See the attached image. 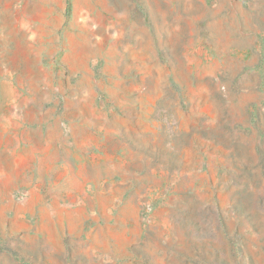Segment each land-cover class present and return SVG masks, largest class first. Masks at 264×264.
Wrapping results in <instances>:
<instances>
[{"label":"rangeland","instance_id":"obj_1","mask_svg":"<svg viewBox=\"0 0 264 264\" xmlns=\"http://www.w3.org/2000/svg\"><path fill=\"white\" fill-rule=\"evenodd\" d=\"M0 264H264V0H0Z\"/></svg>","mask_w":264,"mask_h":264}]
</instances>
